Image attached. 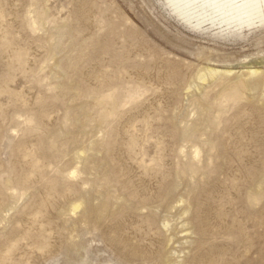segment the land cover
Segmentation results:
<instances>
[{
	"label": "rangeland",
	"instance_id": "1",
	"mask_svg": "<svg viewBox=\"0 0 264 264\" xmlns=\"http://www.w3.org/2000/svg\"><path fill=\"white\" fill-rule=\"evenodd\" d=\"M0 14V264H264V200L248 201L264 198V25H199L166 0ZM240 80L244 98L224 99ZM117 88L141 97L104 123L96 96Z\"/></svg>",
	"mask_w": 264,
	"mask_h": 264
},
{
	"label": "bare ground",
	"instance_id": "2",
	"mask_svg": "<svg viewBox=\"0 0 264 264\" xmlns=\"http://www.w3.org/2000/svg\"><path fill=\"white\" fill-rule=\"evenodd\" d=\"M168 5L173 9V11L175 13L178 14V16L184 18L185 20H190L193 19L195 23L199 24V25H210V26H220L221 28H231V29H239V30H243V29H251L253 27H257V26H263L264 25V0H166ZM3 13V12H2ZM2 14H0L1 17ZM38 21V20H37ZM35 22V20L33 21ZM191 22V21H190ZM193 21L191 23H194ZM37 28L36 23L34 24ZM33 25V26H34ZM205 27V26H204ZM35 28V29H36ZM34 29V28H33ZM38 29V28H37ZM225 31V30H223ZM8 37V36H7ZM6 38V37H5ZM4 38V39H5ZM3 39V41H4ZM6 40H9L6 38ZM10 41V40H9ZM5 42V41H4ZM2 43V42H1ZM11 44V42H9ZM9 43L6 42V44L8 45ZM13 43V42H12ZM4 45V44H3ZM2 46V45H1ZM3 47V46H2ZM1 47V48H2ZM7 49L9 48V46H6ZM0 48V49H1ZM4 48V47H3ZM96 49V48H95ZM3 51V49H2ZM6 52V51H5ZM115 52V51H114ZM18 53V52H17ZM21 53V52H20ZM16 55V54H15ZM19 55V53H18ZM22 57H24L22 54L19 55V59L21 60ZM82 56L79 57V59L77 60V63L82 60L81 58ZM18 58V57H17ZM24 60V59H23ZM18 61V59H17ZM120 62V61H119ZM15 63V62H14ZM23 63V62H22ZM126 64V63H125ZM16 65V64H15ZM11 66V65H10ZM254 68V67H253ZM206 73L204 75H202V79H205L207 76L206 75H210L212 77H217L218 75H230L232 74V70H221V69H216V68H207ZM248 72V71H247ZM260 72V70H255L252 69L250 70V72L248 73V76H250L249 78H251L252 76H255L256 74H258ZM243 75V74H242ZM241 75V76H242ZM246 76V75H245ZM209 77V76H208ZM219 78V76H218ZM240 78V77H239ZM243 78V76H242ZM207 79V78H206ZM246 79V78H245ZM237 80V79H235ZM206 81V80H205ZM232 81V80H231ZM120 82V81H119ZM229 83V82H228ZM226 85V84H225ZM224 85V86H225ZM119 87V86H118ZM137 87V86H136ZM248 84L244 81L241 82V80L237 83L234 84L232 88H230V90L228 91H224L225 93H223V95H221L224 99L226 100H231L232 102L234 101H239L242 97V94L244 93L243 91L245 89H247ZM140 88V87H139ZM142 88V87H141ZM119 88L114 89L112 92L106 94V95H101V96H96L97 99L96 101H98L100 103L101 106L105 107V110H103L100 115H99V119L102 122H106L115 118L116 115L118 114L120 108L122 106L128 105L129 103H136L137 100L141 97V91H139L138 89L136 91H134L132 93V95L128 98L127 102L118 104V91ZM125 89V88H124ZM130 89V88H129ZM69 90V89H67ZM90 90V89H89ZM121 90V89H120ZM73 91V90H72ZM102 91V89H101ZM70 92V90H69ZM74 92L78 93V88H74ZM91 92V91H90ZM81 93V92H80ZM85 94V93H84ZM87 94V93H86ZM121 94V93H120ZM245 94V93H244ZM243 94V95H244ZM80 94H75V96H79ZM87 96V95H86ZM95 96V95H94ZM80 97V96H79ZM88 97V96H87ZM91 97V96H90ZM93 97V96H92ZM22 98V97H21ZM78 98V97H77ZM94 98V97H93ZM23 99V98H22ZM56 99V98H55ZM58 99V98H57ZM242 100V99H241ZM224 101V100H223ZM18 102V101H17ZM24 102V101H23ZM220 102V100H219ZM218 102V103H219ZM41 103V102H40ZM217 103V104H218ZM225 103V102H224ZM231 103V102H230ZM223 104V103H221ZM226 104V103H225ZM229 104V103H228ZM99 105V104H98ZM219 105V104H218ZM100 106V108H101ZM219 107H221V105H219ZM224 107V104L223 106ZM99 108V109H100ZM103 108V107H102ZM226 108V107H225ZM124 109V108H123ZM218 109V107H217ZM216 109V110H217ZM220 109V108H219ZM222 110V108H221ZM89 114V113H88ZM91 114V113H90ZM225 114V113H222ZM45 115V114H44ZM43 115V116H44ZM218 115V114H217ZM24 116V115H23ZM47 117V116H46ZM26 119L25 124L27 125L26 127V131L25 132H30V131H37L39 130V116L37 115H26L25 117ZM119 118V117H118ZM216 118V117H214ZM218 118V117H217ZM216 118V120H217ZM71 119V114L68 113V115L65 117V122L66 124H68V122ZM42 120V119H41ZM76 121V120H75ZM90 121V120H89ZM221 121V120H220ZM72 122V121H71ZM92 122V121H90ZM76 123V122H75ZM210 123V121H209ZM219 123V121H218ZM217 123V126H218ZM221 124V123H220ZM214 127V125H213ZM67 128V127H66ZM112 130L111 127H107V132H110ZM119 130V129H118ZM113 132V131H112ZM25 134V133H24ZM194 135V133H193ZM60 136L56 137V139L54 138L53 140L49 141V144H47V146L49 147L48 149H51L53 147H55L57 145L58 142V138ZM193 137V136H192ZM189 138L191 141L194 140V138ZM44 139V137H42ZM199 138V137H198ZM134 140V139H133ZM185 140V139H184ZM135 141V140H134ZM198 142V141H197ZM132 143V142H131ZM194 143V142H192ZM197 145V144H196ZM21 147V146H20ZM101 147V146H100ZM134 147V146H133ZM195 147H198L195 146ZM194 147V148H195ZM211 147V146H209ZM22 149V148H21ZM24 149V148H23ZM197 151L195 153V157L199 158L200 156V148H196ZM200 149V150H199ZM214 149H217V146H214ZM54 150V149H53ZM52 150V151H53ZM26 151V150H25ZM51 151V150H50ZM46 152V151H45ZM25 153V152H24ZM41 153V152H40ZM32 152H28L26 153V157H32ZM36 156V155H35ZM39 159V158H38ZM36 161L35 166H37L38 168L42 169L41 167H44V163L40 160V161ZM43 160V159H42ZM210 165V164H209ZM205 169V168H204ZM200 171V169L198 168V166H192L189 167L185 170L186 173H191L192 175H196V173ZM62 174V173H61ZM185 175V174H183ZM188 175V174H187ZM29 176V175H28ZM26 181H23V183H25ZM20 184V183H19ZM15 188V187H14ZM13 191V190H12ZM19 191V188H18ZM17 191V194H18ZM259 195H251V197L248 198L249 204L252 206H256L258 204H260L264 198L263 197H259ZM264 195V194H263ZM262 196V195H261ZM81 208L80 203H75V205L73 206V211H76L78 209ZM103 211V210H102ZM188 211V210H187ZM252 211V210H251ZM99 213V212H98ZM103 213V212H102ZM101 213V216L103 217ZM106 213V212H105ZM188 213V212H187ZM41 214H35V218H38ZM98 215V214H97ZM89 216H95L94 213H89ZM102 217L100 219H102ZM99 219V220H100ZM98 220V221H99ZM201 227V226H200ZM199 231V230H198ZM241 232V231H240ZM198 233V232H197ZM29 234V233H28ZM199 234V233H198ZM240 234V233H239ZM241 236V235H239ZM30 237V236H29ZM28 237V238H29ZM232 239V238H231ZM238 240V239H237ZM40 244V243H39ZM19 245V242L16 241L12 244V246H10L9 252L13 251L15 248H17V246ZM42 249V246L40 248V250ZM7 253V252H5ZM210 263V262H209ZM212 264V263H211Z\"/></svg>",
	"mask_w": 264,
	"mask_h": 264
}]
</instances>
